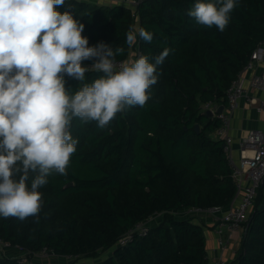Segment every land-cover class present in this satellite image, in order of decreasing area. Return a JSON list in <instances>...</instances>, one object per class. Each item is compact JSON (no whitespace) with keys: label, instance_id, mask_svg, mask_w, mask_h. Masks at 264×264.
<instances>
[{"label":"trees","instance_id":"trees-1","mask_svg":"<svg viewBox=\"0 0 264 264\" xmlns=\"http://www.w3.org/2000/svg\"><path fill=\"white\" fill-rule=\"evenodd\" d=\"M195 2L141 0L132 12L119 3L65 0L57 8L61 13L70 10L84 25L81 35L89 46L103 42L123 48L116 61L131 64L144 55L154 62L165 48L171 51L157 67L158 80L149 89L146 106L118 113L104 128L73 119L76 151L67 175L54 174L38 189L43 199L39 221L0 217L5 249L27 250L28 261L0 250V264H208L202 225L172 211L226 206L235 196L224 141L214 134L221 122L204 114L203 105H226V90L264 41V0H237L223 32L187 15ZM140 28L153 33L150 43L139 38ZM130 29L137 33L131 47L125 42ZM93 62L82 64L90 67ZM101 75L89 71L81 83L65 75V88L75 92ZM31 179L30 174L29 187ZM154 213L161 217L144 236L117 243L125 231ZM43 247L70 260L30 261ZM109 249L94 263L79 261ZM226 264H264L261 189Z\"/></svg>","mask_w":264,"mask_h":264},{"label":"clouds","instance_id":"clouds-1","mask_svg":"<svg viewBox=\"0 0 264 264\" xmlns=\"http://www.w3.org/2000/svg\"><path fill=\"white\" fill-rule=\"evenodd\" d=\"M65 0H0V217L39 221L42 193L54 174L67 175L78 140L71 122L95 121L106 127L118 113L144 107L158 80L157 67L170 54L165 48L150 62L141 55L117 70L121 47L100 42L89 46L84 25L70 10H57ZM237 0H196L187 15L197 24L223 32ZM70 9V7H69ZM139 38L153 33L140 28ZM137 33H126L131 47ZM93 60L90 67L83 61ZM89 71L102 75L75 92L65 88V75L80 83ZM30 174L32 179L28 184Z\"/></svg>","mask_w":264,"mask_h":264},{"label":"built area","instance_id":"built-area-1","mask_svg":"<svg viewBox=\"0 0 264 264\" xmlns=\"http://www.w3.org/2000/svg\"><path fill=\"white\" fill-rule=\"evenodd\" d=\"M96 1H103L108 4L119 3L129 8L132 12H135L137 5L141 0ZM254 61L260 63V66H257L258 69L253 68ZM116 64L117 69H119L121 64H129V62L116 61ZM248 69H251L252 72L248 78L245 79L243 71ZM245 80H247V85L245 84ZM250 90H255L261 93L262 97L259 98L257 110L264 114V45L261 44L252 51L247 63L226 90L227 103L225 106L223 105V109L220 112H216V109L222 104L206 103L203 105L204 109H210L213 111L214 116L221 122V125L217 130V135L222 137L224 141V151L232 166V177L236 187L234 198L226 206L211 205L204 209L194 207L172 211V213L181 217L196 218L203 213L211 215L214 221V231L219 236L218 241L223 249H225L229 242L238 244L240 241L246 228V220L254 206L256 196L260 189L264 199V122L263 127L250 129L246 136L239 140L240 160L238 163L234 161L232 156L233 142L229 135L230 120L233 112L238 107L239 100L245 97H248L250 102H255L256 100L254 96H249ZM160 217L161 213H154L147 219L136 223L118 238L117 243L119 245H124L136 237L144 236L148 228L154 225ZM224 231H228V235L220 237ZM0 244L4 247L6 246V244L1 241ZM23 253L25 254L19 255V261L22 263L28 261L27 250H24ZM49 254L51 253L43 247L33 256H46ZM226 262L227 260L220 255L217 258H214L210 264H226Z\"/></svg>","mask_w":264,"mask_h":264},{"label":"crops","instance_id":"crops-1","mask_svg":"<svg viewBox=\"0 0 264 264\" xmlns=\"http://www.w3.org/2000/svg\"><path fill=\"white\" fill-rule=\"evenodd\" d=\"M261 45H264V41L261 43ZM257 66H260V63L254 61L253 68L258 69ZM251 72V69L244 70V78L247 79ZM246 83L247 80H245V84ZM249 96H254L256 98L255 102H250L248 97L240 99L238 107L233 112L230 120L229 135L232 138V156L236 163H238L240 160V149L238 145L239 140L245 137L250 129L263 127L264 122V114L257 110L259 98L262 97L261 93L255 90H250ZM194 221L200 223L204 229L208 264H210L214 258H217L220 255H222L228 262L234 256V252L238 244L229 242L225 249L221 247L218 241L219 236L214 231V221L211 215L203 213L197 216ZM226 235H228V231H224L220 237H224Z\"/></svg>","mask_w":264,"mask_h":264},{"label":"rangeland","instance_id":"rangeland-1","mask_svg":"<svg viewBox=\"0 0 264 264\" xmlns=\"http://www.w3.org/2000/svg\"><path fill=\"white\" fill-rule=\"evenodd\" d=\"M92 1H94L96 3H104L103 1H96V0H92ZM117 70H119V69H117ZM0 250H4V253L10 254V255H18L19 256V255H24L25 254V253H23V251H20V249L19 250H15V249H12V248L5 249V247L2 244H0ZM109 252H110V249L109 250H105V251H99V253L96 256L79 257V261H83V262H86V263H94L97 260H100V259H103L104 257H106L109 254ZM69 260H70V257H67V256H56V255H53V254H49V255H46V256L35 255V256H31L30 257V261H32L33 263H38V262H48V263L67 262Z\"/></svg>","mask_w":264,"mask_h":264},{"label":"water","instance_id":"water-1","mask_svg":"<svg viewBox=\"0 0 264 264\" xmlns=\"http://www.w3.org/2000/svg\"><path fill=\"white\" fill-rule=\"evenodd\" d=\"M222 109H223V105H220V106L216 109V112H220ZM204 114H206L208 117H213V116H214L213 111H211L210 109H205V110H204ZM194 130H195L196 132L199 131V124L196 123V124L194 125Z\"/></svg>","mask_w":264,"mask_h":264}]
</instances>
